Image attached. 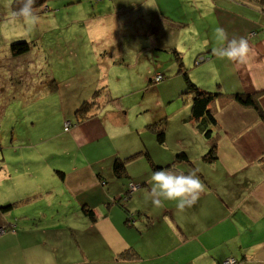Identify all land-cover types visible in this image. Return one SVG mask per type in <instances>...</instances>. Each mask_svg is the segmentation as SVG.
I'll use <instances>...</instances> for the list:
<instances>
[{
  "label": "rangeland",
  "instance_id": "374dc122",
  "mask_svg": "<svg viewBox=\"0 0 264 264\" xmlns=\"http://www.w3.org/2000/svg\"><path fill=\"white\" fill-rule=\"evenodd\" d=\"M13 1L0 0V237H3L2 248L6 250L4 257H7L11 248H16L15 253L18 249L21 253L27 251V255L22 258L24 255L15 256L12 253L15 257L6 258L3 262L117 264V254L110 249L107 241L94 239L92 227L89 228L91 220L78 218V207L82 206H78L60 176L50 173L48 169L49 162L54 164V158L82 148L70 143L62 134L63 114L70 112V107L79 97L85 96L81 101L90 100L93 91L103 87L106 93L112 89L117 98L116 101L105 103L106 106L111 108V104L119 103L120 107L123 105L134 111L135 114L130 118L131 124L156 115L161 103L152 89L159 81L156 78L160 74L155 73V68L160 63L151 52L142 53L146 51L142 48L153 36L148 31L151 27L143 22L150 21L160 27V32L155 33L154 37L161 44L178 42L179 46H183L192 41L191 38L194 41L199 39L196 30L191 34V29L204 26L199 16H208V11L202 0H50L47 2L49 10L44 12L42 8L38 11L37 21L33 25L23 17L14 15ZM169 19L175 21L173 26ZM22 41L32 43V49L25 55L15 57L11 46ZM119 51L120 55L123 52L124 57H127L126 66L115 65L112 54L118 52L119 56ZM162 54V68L178 71L179 64L175 56ZM200 58L198 63L202 61ZM149 76H157L154 84L147 79ZM137 89H140L139 92H136ZM141 89L144 91L141 92ZM42 95L44 105L35 107V114L28 109L24 111V107L33 106L36 102H32ZM185 97L188 96H179V104L183 105ZM164 105H168L166 100ZM187 110H191V107H187ZM176 120L169 125L167 133L171 140L177 142L179 136H187L191 132ZM73 124L77 122L74 120ZM147 136L156 139L154 134L148 133ZM98 148L103 157L105 147ZM140 163L144 164L143 171L151 166L144 159ZM34 169L36 173L32 172ZM209 177L207 175L208 180ZM224 180L225 175L216 177L217 183L227 184ZM143 181L146 182L147 178L143 177ZM131 186L133 188L135 185ZM142 191L148 196V189ZM220 197L228 200L225 195L220 194ZM128 203L123 209L122 203L118 202L105 216L112 215V221L115 222L118 218L112 211L118 210L124 216L131 217ZM168 203L176 206L175 201L167 200L159 208L154 206L152 217L157 224L161 223L164 206ZM147 204L150 206L151 200ZM10 205H13L11 209L2 210ZM212 209L210 211L214 214L208 219L197 217L200 210L196 207L179 214V217L194 223L197 228L200 223L220 219V214L215 212V208ZM139 216L143 214L139 213L137 218ZM235 218L241 219V223L230 225L229 229L227 224H217L210 229L208 236L217 239V235L239 234L235 248L238 243L250 248L262 236L264 227L261 225L264 222H259L257 226L253 223L246 225L242 215ZM195 252L197 250H193V254ZM239 259L242 261V256Z\"/></svg>",
  "mask_w": 264,
  "mask_h": 264
},
{
  "label": "crops",
  "instance_id": "0c3cea01",
  "mask_svg": "<svg viewBox=\"0 0 264 264\" xmlns=\"http://www.w3.org/2000/svg\"><path fill=\"white\" fill-rule=\"evenodd\" d=\"M202 1L208 11V16L201 14L199 18L204 26L191 29V34L194 33L193 30H196L195 33L199 39L194 41L191 38L192 41L183 46H179L178 42L161 44L154 37L155 33L160 32V27L150 21L143 22L147 27H151L148 31L153 36L146 47L142 48L148 52L142 53L150 54L151 52L154 58L159 59L160 65L155 68V73L165 77L164 81L152 89L161 103L156 110V115L147 116L141 122L131 124L130 118L135 114L134 111L123 105L120 107L119 103L111 104V108L106 106L105 103L116 101L117 98L114 97L112 89L106 93L103 87L95 89L96 91L103 89L104 93H101L102 96L97 99L102 106L92 119L77 122L72 116L75 108L88 101H81L85 96L79 97L78 101L70 107V112L63 114L62 134L68 138L70 143H75L82 148L69 155L54 158V164H59L54 165L49 162L48 169L50 173L54 172L60 176L62 183L67 186L78 206H87L97 213L98 221H91L89 226V228L92 227L94 239L100 238L107 241L110 249L117 254L116 256L132 248L137 251L138 259L117 258V264H221L224 260L233 257L240 262L239 256L243 258L242 264H256L257 259L258 264H264V229L262 236L258 237V242L250 248L243 247L239 243L235 248L234 244H237L235 240L239 234L223 237L217 235V239H213L212 235L208 236L210 229L217 224H227L229 225L227 229L237 222L240 224L241 219L235 218L237 215H242L243 220L246 219L244 223L246 225L253 223L252 225L257 226L259 222H264V119L255 109L244 107L237 102H230L219 107L216 115L218 133L214 128V136H217L218 159L213 163H207L203 160V156L209 151L211 144L205 140L194 122L185 121L191 115V110H187L190 104H179L178 98L180 92H183L186 87L185 82L183 84L179 70L167 71L162 68L163 62H160L162 53L174 55V51H177L190 79L200 88L214 92L220 87L227 94L258 95L259 105L264 112V3L260 4L250 0ZM146 18L149 16L146 15ZM157 19L161 23L159 18ZM169 22L173 26L172 23L175 21L169 19ZM218 28H223L229 38L232 36L247 38L252 49L248 64L238 67L214 53L213 50L224 43L218 39L216 31ZM112 56L115 65L126 66L127 57H124L123 52L120 55L119 51V56L118 52ZM198 58L202 60L200 63H198ZM179 76L182 79L181 84H179ZM147 79L149 82L153 80L150 76ZM139 90L137 89L136 92ZM96 91H93L92 96ZM143 91L144 89H141V92ZM37 99L32 102H36L33 106L24 107V111L28 109L35 114V107L44 105V95ZM165 100L168 105H164ZM180 114L183 115L178 116ZM164 118L167 119L168 127L178 119L183 128L191 133L187 136H179L176 139L177 142L171 140L170 134L167 133L165 144H159L156 139L147 136L148 133L151 135L152 133L146 127ZM74 120L77 122L76 125L73 124ZM69 121H72L71 127H68L70 126ZM97 146L105 147L106 153L103 157ZM88 147L90 149L85 153ZM140 152L148 153L154 165L162 169L184 174L195 171L205 186V191L194 204L195 206L180 210L168 203L164 206L165 213L161 223L157 224L156 219L152 217L155 207L153 204L150 206L147 204L150 199L142 191L148 189L150 192V172H154L152 166L143 171L144 164H139L141 159L150 164L147 157L141 155L128 161L125 178L119 179L113 173L116 158L125 160ZM182 152L187 154L188 160L175 163L177 154ZM138 170L142 171L138 172ZM32 172L36 173L37 170L34 169ZM61 174H64V179L61 178ZM207 175L210 176L209 180ZM218 175H225L223 182L228 183L225 185L217 183ZM143 177L147 178L146 182L143 181ZM131 184L138 188L131 190ZM220 194L225 195L229 201L222 199ZM116 201L122 203L123 209L129 202L128 209L132 214L131 217L124 216L117 212L118 210L112 211L118 218L115 222L112 221V215L105 217L106 212L115 208L113 206L116 205ZM108 204H112L111 207L108 208ZM194 207L200 210L197 217L204 219L214 214L210 210L215 208V212L220 214V219L200 223V226H196L199 231L201 230L199 233L194 223H188L186 219L179 217V214H185ZM78 209V218H87L81 212V208L78 207ZM139 213L143 216L137 218ZM257 216H259L258 222ZM261 226L264 227V224ZM2 245L3 237H0L1 264H6L3 262L6 258L17 255H24L22 258H25L27 255V251L21 253L18 249L15 253L16 248H11L8 250L7 257H4L6 250L2 248ZM193 250L197 252L193 254ZM12 253L16 255L13 256Z\"/></svg>",
  "mask_w": 264,
  "mask_h": 264
},
{
  "label": "trees",
  "instance_id": "16d2710c",
  "mask_svg": "<svg viewBox=\"0 0 264 264\" xmlns=\"http://www.w3.org/2000/svg\"><path fill=\"white\" fill-rule=\"evenodd\" d=\"M49 1L50 0H35L34 8L37 10V12L42 10V8H44L42 11L46 12L49 10L47 6L48 4L47 2ZM250 1H254L260 4L264 3V0H250ZM23 2L24 0L13 1L12 8L14 13H17L19 11V9L23 6ZM32 46H33L32 43L25 41L14 43L11 46V52L15 57H19L21 55H25L29 53L30 50L32 49ZM174 56L179 64V74L183 76L184 81L186 83V89L180 95L181 98L183 95L188 96L183 99L184 102L183 105L190 104L191 107V115L188 118H186L185 121L194 122L200 133L208 140V142H210L211 144L210 149L203 156V160L208 163H213L218 159V150H217L218 148H217V140H216L217 136H214V133H215V129L217 133L219 131L218 121L216 118L219 107L225 106L230 102H237L244 107H250L255 109L260 115V117L264 119V112L259 105L258 95L255 94L251 95L245 93L227 94L224 93L220 87L214 92L206 91L200 88L190 79L188 71L184 67V64L181 60V56L177 51H174ZM164 80L165 77H163V79L159 81L157 84H159ZM151 83L153 84L155 83V77L153 78V80H151ZM101 93H104L103 89L97 90L92 100L85 101L81 105H79V107H77V109L73 114L77 122H83L92 119L96 115V113L102 106L101 103L99 104L97 102V99H99L102 96ZM69 124L70 126L68 127H71V125H73L72 121H69ZM167 127H168L167 119L166 120L163 119L157 123L148 125L146 128L156 136L157 142L159 144L164 145L166 142ZM141 155L147 157L154 171L162 169L154 165L148 153L140 152L133 156H130L129 158H126L125 160L116 158L113 164L114 175L119 179L127 177V162L132 159H136ZM184 160H188V156L186 153L182 152L177 154L175 163ZM61 178L64 179V174H61ZM118 202L119 201H116L115 204H117ZM111 205L112 204H108V208L111 207ZM12 207L13 205L3 207L2 210L7 211ZM81 212L92 222H97L99 219L97 213L94 210L88 208L87 206L82 207ZM138 258H139L138 253L133 248L127 252L121 253L118 256V259H126V260H134ZM229 259H234L236 261V264H242V261L239 262L237 258H228L224 260L221 264H224Z\"/></svg>",
  "mask_w": 264,
  "mask_h": 264
},
{
  "label": "clouds",
  "instance_id": "9594fccd",
  "mask_svg": "<svg viewBox=\"0 0 264 264\" xmlns=\"http://www.w3.org/2000/svg\"><path fill=\"white\" fill-rule=\"evenodd\" d=\"M35 0H24L23 6L15 16L23 17L33 25L37 21V10L34 8ZM221 47L214 49V53L221 59H227L235 65L243 66L249 63L252 49L245 36H232L229 38L223 28L217 30ZM151 189L148 198L154 206H161L163 201H175L180 210L192 207L205 191V186L195 171L187 174L176 173L171 170L160 169L151 174Z\"/></svg>",
  "mask_w": 264,
  "mask_h": 264
},
{
  "label": "built area",
  "instance_id": "2783aa9c",
  "mask_svg": "<svg viewBox=\"0 0 264 264\" xmlns=\"http://www.w3.org/2000/svg\"><path fill=\"white\" fill-rule=\"evenodd\" d=\"M157 77V76H156ZM155 77V78H156ZM162 76L161 75H159L157 78H156V81L157 80H159V81H161L162 80ZM158 81V82H159ZM131 188H132V186H131ZM137 188L134 186L133 188H132V190H136ZM1 230H4V229H1ZM5 232V231H4ZM1 233H2V231H1ZM224 264H236V261L234 260V259H229V260H227Z\"/></svg>",
  "mask_w": 264,
  "mask_h": 264
}]
</instances>
